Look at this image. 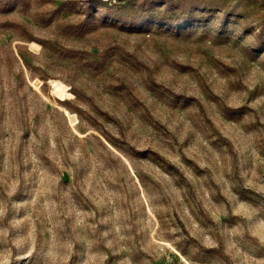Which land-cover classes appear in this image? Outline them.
Wrapping results in <instances>:
<instances>
[{"label":"rangeland","instance_id":"374dc122","mask_svg":"<svg viewBox=\"0 0 264 264\" xmlns=\"http://www.w3.org/2000/svg\"><path fill=\"white\" fill-rule=\"evenodd\" d=\"M0 264H264V0H0Z\"/></svg>","mask_w":264,"mask_h":264}]
</instances>
